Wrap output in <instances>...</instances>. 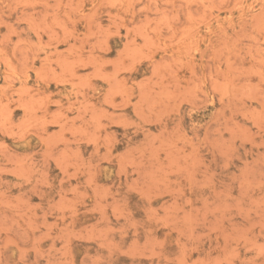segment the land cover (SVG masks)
I'll return each mask as SVG.
<instances>
[{"label": "rangeland", "instance_id": "1", "mask_svg": "<svg viewBox=\"0 0 264 264\" xmlns=\"http://www.w3.org/2000/svg\"><path fill=\"white\" fill-rule=\"evenodd\" d=\"M0 264H264V0H0Z\"/></svg>", "mask_w": 264, "mask_h": 264}]
</instances>
